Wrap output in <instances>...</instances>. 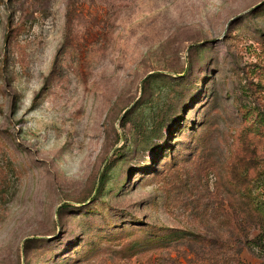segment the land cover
<instances>
[{
	"label": "rangeland",
	"instance_id": "rangeland-1",
	"mask_svg": "<svg viewBox=\"0 0 264 264\" xmlns=\"http://www.w3.org/2000/svg\"><path fill=\"white\" fill-rule=\"evenodd\" d=\"M264 0H0V264H264Z\"/></svg>",
	"mask_w": 264,
	"mask_h": 264
},
{
	"label": "trees",
	"instance_id": "trees-1",
	"mask_svg": "<svg viewBox=\"0 0 264 264\" xmlns=\"http://www.w3.org/2000/svg\"><path fill=\"white\" fill-rule=\"evenodd\" d=\"M255 217L256 226L258 227V234L253 240L247 241V245L256 248L260 252H264V209H259L256 207Z\"/></svg>",
	"mask_w": 264,
	"mask_h": 264
}]
</instances>
